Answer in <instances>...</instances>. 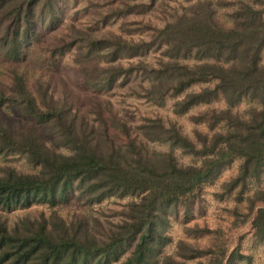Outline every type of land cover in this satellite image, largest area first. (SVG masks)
<instances>
[{"label": "trees", "instance_id": "1", "mask_svg": "<svg viewBox=\"0 0 264 264\" xmlns=\"http://www.w3.org/2000/svg\"><path fill=\"white\" fill-rule=\"evenodd\" d=\"M60 3L0 0V156L27 165H0V264L245 261L186 219L215 185L264 242V0L88 1L87 27L62 31ZM65 63L84 96L67 94ZM129 76L146 106L133 120L96 96ZM72 194L116 206L60 213ZM179 221L184 238L165 253ZM208 232L215 243L199 246Z\"/></svg>", "mask_w": 264, "mask_h": 264}, {"label": "rangeland", "instance_id": "2", "mask_svg": "<svg viewBox=\"0 0 264 264\" xmlns=\"http://www.w3.org/2000/svg\"><path fill=\"white\" fill-rule=\"evenodd\" d=\"M88 1H99V0H61V18L62 24L59 28L60 31L67 28L69 23L72 21L83 27H87L88 18L93 16L95 11L94 5L88 3ZM93 4V3H92ZM101 9L105 8L104 6L100 7ZM146 18V15H145ZM150 20H156L151 14L148 15ZM218 21L224 22V18L221 16V13H218ZM59 75L61 76L67 94L70 97L84 96L81 87L79 86L78 75L75 72L74 68L68 66L67 63L62 64L59 69ZM138 90L137 78L135 76H129L125 78L120 83L115 84L108 91L97 92L96 96L99 99H108L112 105V108L122 117L133 120V116L140 115L145 111L144 106L141 101L142 99L135 96V91ZM169 103V102H168ZM167 104V102H166ZM246 104L241 103L238 105V108H243ZM167 108V106L165 107ZM162 113H167L166 109H158ZM166 110V111H165ZM6 113L9 115V110L5 109ZM181 121V120H180ZM186 125V123H185ZM6 162L15 164L16 166L27 168V165L22 159L9 158V156H0V165ZM237 161L231 163V165L223 171L219 179L227 178L228 175L234 174L237 168ZM260 186L264 187V179L260 180ZM212 186H205L203 191V198L198 208L194 207V210L191 216L186 219L187 223L198 222L199 224L206 223L208 227L213 228L217 231V235L225 234L228 236L229 246L237 245L239 250L248 255L245 261L239 262V264H264V242L257 243L250 232V227L248 219L242 218L241 213L245 212L244 209H239V215L235 217L233 214L227 211V206L235 204L231 196H227L222 200H215L212 197L211 192ZM253 188L254 185L248 186V188ZM114 200L106 199L100 202L99 204L88 205L83 196L76 194L70 195L67 202L64 204H59L56 206V209L65 214L67 211L73 213H81L83 215H89L96 211L105 210L109 207H115L113 204ZM236 205L241 208L244 205V201L236 203ZM197 206V205H196ZM223 206V207H222ZM245 206V205H244ZM40 206H31L26 211L33 213L36 209H40ZM25 212L24 210H17L13 212H3L6 216H12L17 213L20 214ZM8 218V217H7ZM242 218V219H241ZM182 222H174L169 229V233L172 239V243L168 244L165 247V253L173 252V241L177 238H184V235L181 232ZM215 232H208L207 234H202L197 237V242L199 246L208 245L215 243L214 236ZM192 241V240H191ZM218 242V240H217Z\"/></svg>", "mask_w": 264, "mask_h": 264}]
</instances>
